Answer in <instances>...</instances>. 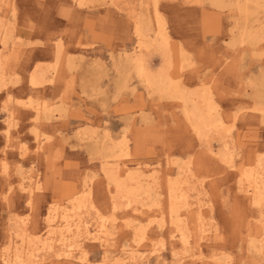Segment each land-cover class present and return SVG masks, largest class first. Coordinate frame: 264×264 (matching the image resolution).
I'll list each match as a JSON object with an SVG mask.
<instances>
[{"label":"rangeland","instance_id":"obj_1","mask_svg":"<svg viewBox=\"0 0 264 264\" xmlns=\"http://www.w3.org/2000/svg\"><path fill=\"white\" fill-rule=\"evenodd\" d=\"M247 1L0 0V264H264V0ZM208 100L223 126L199 136L185 109Z\"/></svg>","mask_w":264,"mask_h":264},{"label":"bare ground","instance_id":"obj_2","mask_svg":"<svg viewBox=\"0 0 264 264\" xmlns=\"http://www.w3.org/2000/svg\"><path fill=\"white\" fill-rule=\"evenodd\" d=\"M247 1V0H246ZM248 2V1H247ZM213 4H217L218 5V3L217 2H213ZM248 4V3H247ZM240 6V5H239ZM243 6V5H242ZM217 7H219V6H217ZM222 7H225V6H220V8H222ZM242 8V7H241ZM244 11V10H243ZM243 11H242V13H243ZM235 27V26H234ZM137 29H136V31H137V33H141V30L140 29H138V27H136ZM249 28V27H248ZM248 30V29H247ZM250 31L248 30V33H249ZM241 35H242V33H241ZM252 35V34H251ZM138 36V35H137ZM148 36V35H147ZM243 36V35H242ZM143 37V36H142ZM162 37V36H161ZM161 40H165V37H162V39ZM251 40H253V39H251ZM144 41V40H143ZM242 41H243V38H242ZM241 41V42H242ZM245 41V40H244ZM254 41H255V39H254ZM148 41H145V44L147 43ZM151 42V41H150ZM154 42V41H153ZM249 42V41H248ZM252 42V41H251ZM139 43H141L142 45H144L143 43H142V41L140 42L139 41ZM149 43V42H148ZM147 43V45L149 46V44ZM244 43V42H243ZM247 43V42H246ZM152 44V43H151ZM163 44V43H162ZM146 45V46H147ZM165 45V44H164ZM144 47V46H143ZM167 47V46H166ZM165 47V48H166ZM136 60V59H135ZM134 60V61H135ZM136 62V61H135ZM137 63H138V67H137V73H138V75L140 74V75H142V76H144L145 77V80H146V82H147V84H150L151 86L153 85V86H156V87H158V89H162V91H164V93H166V92H169V93H166V96H171V93H173V92H175V87H174V84H173V82L171 83V81H170V79L169 78H163V77H155V76H153V75H151V74H149V73H144V64H143V59L142 60H138L137 61ZM147 72H148V70H147ZM144 73V74H143ZM142 80V79H141ZM145 83V82H144ZM145 86H147V85H145ZM148 87H150V86H148ZM160 87V88H159ZM152 88H154V87H152ZM177 88V87H176ZM177 90H179V89H177ZM152 91V90H151ZM154 91V90H153ZM159 91V90H158ZM177 92V91H176ZM155 92H153V94H154ZM156 93H158V92H156ZM155 93V94H156ZM159 93H160V91H159ZM164 95V94H163ZM177 95V94H176ZM182 95H183V93H182ZM184 96V95H183ZM177 97V96H176ZM187 99V98H186ZM186 99H184V100H186ZM256 99V98H255ZM183 100V101H184ZM186 101H188V99L186 100ZM186 101H184V103L186 102ZM190 101V100H189ZM213 101V100H212ZM188 103V102H187ZM186 103V104H187ZM190 103V102H189ZM188 103V104H189ZM262 104H264V102L262 103ZM262 106V105H261ZM203 107V108H202ZM199 106V105H196V103H192V106L191 107H187L186 109H185V114H186V117H187V119L192 123V126H193V128H194V130L197 132V134L199 135V136H201V134H203V132H204V130H205V128H207V127H209V126H214V128H217V127H215V126H218V125H221V126H223L222 125V121H221V119L220 118H218V116L219 115H217V118H214V109L216 110V106H214L213 105V102L211 103L210 102V100H208V101H206L205 102V106ZM263 107V106H262ZM187 109H189V110H187ZM204 110V109H207V116H205L203 113L204 112H202V110ZM262 110V109H261ZM261 110H259V111H261ZM264 110V109H263ZM218 112V111H217ZM206 113V112H205ZM218 114V113H217ZM216 117V116H215ZM264 118V117H263ZM263 120V119H262ZM264 122V121H263ZM211 128V127H210ZM213 128V127H212ZM219 128V127H218ZM221 128V127H220ZM205 131H208V130H205ZM204 135V134H203ZM97 145V144H96ZM111 149V148H110ZM115 149V148H114ZM114 149H111L110 150V155H114V151H112V150H114ZM117 149V148H116ZM109 150V149H108ZM119 150L120 151H122L123 152V148H119ZM96 153V152H95ZM107 153V152H106ZM121 153V152H120ZM97 154V153H96ZM100 154V153H99ZM102 156V155H101ZM103 158V157H102ZM115 158V157H114ZM116 158H118V156H116ZM262 167H263V171H264V165H262ZM261 167V168H262ZM106 171V170H105ZM263 171H262V173H263ZM108 174V173H107ZM133 175V174H132ZM264 175V174H263ZM109 176V175H108ZM113 176V175H112ZM112 176H110V177H108L109 178V181L111 180V182H113V183H115V185H116V189L119 191V192H124V190H123V188H122V185L120 184V182L118 181V179L117 178H113ZM132 177H135L134 175L132 176ZM138 177V176H137ZM257 178V177H256ZM258 178H259V176H258ZM138 179H139V177H138ZM134 181H137V180H135V179H133ZM140 180V179H139ZM132 181V180H131ZM136 183V182H135ZM263 183V182H262ZM258 184V183H257ZM136 186H138L139 187V185H138V183H137V185ZM261 186V185H260ZM262 186H264V184L262 185ZM140 187H142V185L140 186ZM144 187V186H143ZM132 188H134V189H132ZM135 188H137V187H131V189L132 190H135ZM262 188V187H261ZM264 188V187H263ZM142 189V188H141ZM123 190V191H122ZM145 190V189H144ZM148 190V189H147ZM117 191V192H118ZM151 191V190H150ZM153 191V190H152ZM142 192V191H141ZM146 193V192H145ZM149 193H151V192H149ZM181 192H180V186H179V184H175V183H170L169 184V189H168V196H169V203H170V207H169V220H170V224L172 223L173 224V226L175 227L173 230H170L171 231V233H172V235H174V233L176 234L177 233V237H178V239H179V241H180V243L182 244V246H183V250H185V251H187V249H188V245L190 244V241H189V238H190V236L191 235H189V234H187V233H185V232H187L186 230L184 231L183 229H182V227H181V220L179 219V217H178V203L181 201V199H183L184 198V195H182V194H180ZM125 194H127L128 196H130V198H129V203L132 201L131 199H133L134 201H136L135 199L136 198H134L133 197V191H131L130 189L129 190H125ZM255 194V193H254ZM138 195H139V193H138ZM144 196V195H143ZM146 196H147V193H146ZM157 196H158V193H157ZM139 197V196H138ZM256 197H257V202L259 203V202H263L264 201V190H259V192H257L256 193ZM127 198V197H126ZM142 198V197H141ZM152 198V197H151ZM155 198V197H154ZM158 198V197H157ZM156 198V199H157ZM137 199H139V198H137ZM141 201H143V200H141ZM140 201V202H141ZM149 201H151L150 199H149ZM156 201V200H155ZM136 202H138V200L136 201ZM152 202H154V201H152ZM133 203V202H132ZM151 203V202H150ZM149 203V204H150ZM146 204V203H145ZM153 204H155V202L153 203ZM152 204V205H153ZM151 205V206H152ZM150 206V207H151ZM155 206H156V204H155ZM144 207V206H143ZM146 207V206H145ZM148 207V206H147ZM144 209V208H143ZM68 218V217H67ZM65 219V225H64V233L66 234H64V233H61V238H60V242H61V246H60V248H59V250L53 255L55 258H61V257H72L73 256V251H71V246H67V241H68V239H69V237L68 236H71V235H74L75 233H77V234H79V231H74L75 229H74V226H76L74 223H71L68 219ZM202 220V219H201ZM200 221V220H199ZM179 227H181V228H179ZM184 228H185V226H184ZM102 229H105L104 228V226H102ZM101 229V230H102ZM187 229V228H186ZM103 231V233L105 232V234H107L106 232V230H102ZM199 232V231H198ZM201 233V232H200ZM175 236V235H174ZM199 237V236H198ZM208 237V236H207ZM210 237V236H209ZM201 238V237H200ZM203 239H204V236L202 237ZM211 238V237H210ZM251 239V238H250ZM263 239V238H262ZM195 240V239H194ZM198 240H200L199 238H198ZM252 242V241H251ZM261 242V241H260ZM51 243V242H50ZM197 244H198V242H197ZM46 245V244H45ZM77 245V244H76ZM253 245H255L254 243H253ZM252 246V245H251ZM145 248V247H144ZM251 248V247H250ZM258 249V251H260L261 252V250H259V248L258 247H255V249ZM135 249V248H134ZM133 249V250H134ZM190 249V248H189ZM192 249V248H191ZM252 249V248H251ZM132 250V252L131 253H134V251ZM172 250V249H171ZM137 252H139V248H137V250H136ZM254 251V250H253ZM257 251V250H256ZM255 251V252H256ZM174 252V251H173ZM130 253V254H131ZM189 253V252H188ZM191 253L193 254V257H192V259H195V261L196 262H198V261H202L204 258H203V254H202V252H201V250H200V247L199 248H196V250H193V251H191ZM174 254H175V252H174ZM126 255V254H125ZM175 256L177 257V262L178 263H180L181 261H183V259L184 258H179L178 256H177V254H175ZM213 256V255H212ZM38 258V256H36V255H34L33 254V252H32V254L30 253V263H24L25 261H23L22 260V257H19L18 256V254H16V256H15V258L16 259H19L20 260V262H22V263H24V264H34L35 262H33V259L32 258ZM84 257V256H83ZM125 257V256H124ZM130 258V257H129ZM78 259H80V260H83L82 259V256L81 257H79ZM106 259V258H105ZM126 259V258H125ZM209 259V258H208ZM212 260H215V261H217V262H215L216 264H223V260L221 261V258H218V257H216V255H214L212 258H211ZM86 260V259H85ZM5 261V260H4ZM205 261V260H204ZM174 262V261H173ZM6 264H10V261L7 259L6 260ZM225 264V263H224Z\"/></svg>","mask_w":264,"mask_h":264}]
</instances>
